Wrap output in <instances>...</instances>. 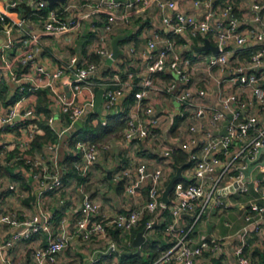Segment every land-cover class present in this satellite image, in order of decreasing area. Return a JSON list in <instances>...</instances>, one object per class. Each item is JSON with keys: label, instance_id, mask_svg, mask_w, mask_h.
I'll return each instance as SVG.
<instances>
[{"label": "built area", "instance_id": "2783aa9c", "mask_svg": "<svg viewBox=\"0 0 264 264\" xmlns=\"http://www.w3.org/2000/svg\"><path fill=\"white\" fill-rule=\"evenodd\" d=\"M152 1L162 11L163 26L167 30L157 29L147 38L144 51L148 61L146 69H113L109 75H102L95 62L77 55L70 63L52 70L33 63L40 47V36L29 30L26 16L15 18L9 13V8H17L22 3L33 4L32 12L41 14L46 31L69 34L76 30L78 24L74 17L65 14L68 6L63 9L49 8L45 14L41 10L48 6L47 0H6V6H0V33L8 38L1 48L2 66L8 73V81L24 93L17 102L0 106V131L12 135L7 146L19 148L21 153L14 160L21 159L22 152L31 146L34 132L26 125V120L44 118L37 112L36 103L28 101L29 94L39 88H47L51 102L68 116L69 125L64 132L77 122L88 104L94 105L99 88H104L101 107L105 114L119 110L125 93L133 94V103L124 119L123 139L126 143H158L156 151L161 158L154 164L134 162L133 167L121 168L117 172L116 179L123 184L125 193L141 198L135 207L107 216L100 204L86 194L72 228H69L68 216L56 224L53 215L43 210L23 216L4 209L0 197V230L7 229L9 232L8 238L0 236V264H27L24 260L13 258L8 250L16 242L41 234L46 235L47 242L33 250L35 264L57 262L58 255L69 246L74 234L83 240H91L95 236L108 237L111 225L120 228L125 234L126 244L132 245L131 232L146 210L154 213L147 222L146 232L154 229L159 217L167 215L169 219L165 222V230L174 239L172 246L150 264H196L205 251H223L221 240L210 243L193 235L194 225L208 208L228 207L233 204L234 195L251 191L264 199V178L252 176V171L258 166L264 171V162L248 170L264 147L263 4L260 0H247L248 15L242 19L235 12L234 0H223L221 19L214 23L211 17L215 12L209 2L202 19L174 11L175 0ZM145 2L129 0L133 10L118 14L120 0H98L96 7H102L108 16L105 32H111L118 20L131 24V15L141 13L146 8ZM196 4L199 5L200 1L197 0ZM185 33L191 37L201 35L204 39L215 37L219 52L189 54L180 51L175 38ZM105 35L101 34L100 40L104 41ZM17 39L20 42L18 48H23L19 54L17 46L14 47ZM237 49L241 50V54L236 53ZM96 52L106 59L112 55V50L105 46L99 47ZM59 82L65 84L69 91L59 88ZM154 94H170L178 101V115L182 122L176 137L171 136L169 121L156 109ZM92 112L101 113V110ZM48 121L52 124L55 118L51 116ZM101 122L107 125L108 121L105 117ZM225 126L226 133H222ZM75 147L82 152L75 166L80 174H85L90 164L98 160L101 148L84 140H77ZM46 148L54 152L57 144L49 143ZM179 151L189 155L190 164L184 168L183 177L174 184L170 200L166 203L162 195L177 172L172 160L173 154ZM42 155L26 158L30 164L28 173L47 190L62 188L61 171L42 175L36 169L42 165ZM172 172L174 175L170 177ZM10 189H16V186L11 184ZM244 212L246 219L257 229L263 227L264 203L251 201L244 205ZM187 217L194 219L193 225L188 224ZM245 245L243 242L233 249L237 263L254 264L244 254ZM110 248L111 251L118 250L117 242L112 241ZM95 261L91 259L87 264H94Z\"/></svg>", "mask_w": 264, "mask_h": 264}, {"label": "crops", "instance_id": "0c3cea01", "mask_svg": "<svg viewBox=\"0 0 264 264\" xmlns=\"http://www.w3.org/2000/svg\"><path fill=\"white\" fill-rule=\"evenodd\" d=\"M120 1L121 5L117 9L118 14L129 13L133 10V7L129 5V0ZM196 1L197 0H175L176 6L174 11L179 10L203 19L206 15L205 8L208 6L206 3L209 2L215 12L214 17H211V21L215 23L221 19L220 6L223 0H199V5L196 4ZM260 1L261 4H263L262 13L264 15V0ZM97 2L98 0H67L66 3H60L61 5H65V7H69L65 14L77 20L78 26L76 30L69 34H53L46 31L42 24L44 20L41 14H34L32 12L33 4L25 3V5H22V7L20 6V8H9V13L15 18L26 16L28 18L27 25L29 30H32L40 36V47L33 63L45 65L48 69L52 70L58 66L70 63L72 57L77 55L83 57L87 61L95 62L99 67V72L105 75L104 73L110 69L108 67L110 65L106 63V58L100 56L96 52L97 49L101 46H105L112 50V38L117 34H127L128 37L120 43L123 54L116 59L110 67H112V70H145L148 63L144 53L147 38L157 29L167 30V28L163 26L162 11L160 8H158L152 0H146L144 3L146 8L139 14L131 15V24H125L121 20H118L117 23L114 24L111 32H105L104 26L108 21V16L106 12L103 13L101 11L104 10L102 7H96ZM232 3L236 8L235 12L237 15L244 19L248 15L246 13L249 9L248 1L234 0ZM0 6L4 8L6 6V0H0ZM24 7L26 12L22 11ZM62 7L63 6H60V8ZM101 34H106V39L104 41L99 38ZM179 37L185 40V42H176L180 51H185L189 54L193 52L202 53L195 51L192 46L194 44H204L205 39L203 36L191 37L188 33H185ZM208 39L213 45H216L215 37L210 36ZM7 41V36L0 33V53L2 46L6 44ZM19 43L17 39L14 47L19 45ZM16 48L18 54L23 52V48H18V46ZM211 52L213 51L205 53L209 54ZM238 52L241 54L240 49L236 50V53ZM31 65L34 67V64ZM0 76H4L8 79V73L2 66L1 57ZM9 83L11 85L10 90L13 91L15 88L12 82ZM58 87L69 91L68 87L62 82L58 83ZM47 95L44 96L49 101L47 110H39L41 99L39 98V90L29 94L28 101L33 100L36 103L37 112L40 114L41 118L44 117L42 119L52 128L55 134V140L53 142L57 144V148L54 152H49L46 148V145L49 144L47 143L41 151L34 152L35 155L33 157L44 154V156L42 155V157H44L42 165H39L37 169L40 174L43 175L59 170L64 175L68 173L66 157L71 153L73 155L74 153L76 154L79 150L71 143L72 134H70L69 131L64 132V128L69 125L68 116L61 111L58 105L51 102L49 91ZM129 95L130 94L125 93L121 97L119 110L116 109L113 113L105 115L97 113L99 115L101 114V121L102 118L105 117L108 121L110 115L118 113L120 110L123 111L126 107L131 106L133 100L130 101V103L128 102L127 99ZM153 99L156 109L161 111L166 121H169V126L171 125L172 131H175L177 128L179 129L182 118L178 115L179 103L177 105L174 102L175 97L170 94H154ZM0 106L6 107L2 103ZM51 116L55 118L52 124L48 121V118ZM177 117L181 118V121L177 128H174L175 119ZM183 127H185V124H183ZM124 129L125 128L119 133L110 135L111 140L102 144L98 160L90 164L85 174H80L83 178L82 180L79 177L72 176L66 182L64 181V186L60 189L47 190L44 186H41L37 179L31 176L28 171L25 172L28 187L21 185L18 180H13L7 175L2 176L0 174V197L3 201V208L16 211L23 216L43 210L53 215L55 224L58 223L61 218L68 216V225L69 228H72L76 218L81 212L82 194H88L95 199L107 216H113L120 211H128V209L135 207L141 202V198L133 197L125 193L124 187L122 186L123 184L116 179L117 172L121 168L133 167L134 162L146 161L150 164H154L161 161V158L156 151L158 147H155V143L153 142L126 143L123 139ZM65 133H68L69 136L63 143V146H60L64 140ZM118 134L121 136H118ZM11 136L12 135L7 132L0 131V167L6 165V158L10 154V151L15 148L7 146ZM61 147L64 150V154H66L63 160L58 159ZM50 154H53V156ZM14 158L12 161H14ZM109 170H112V177L108 175ZM252 176L254 178H264V171H261L258 166L252 171ZM120 183L122 184L121 186H119ZM11 184H14L16 189H10ZM232 199L233 204L228 207L208 208L202 219L194 225L193 235L199 240L206 239L210 243H212L213 240H221L223 243V251H205L204 254L196 260V264H238L233 249L243 242L246 243L244 254L254 264H264V223L260 230L257 229L256 225L246 219L244 212L245 204L251 201L264 203V199L260 198L254 191L248 194H236ZM72 213L73 216L71 218ZM167 219H169L167 215L159 217L155 221V226L165 225ZM186 220L189 225L194 224V219L192 217H187ZM212 221H214L215 228L209 230V223ZM220 224L223 225L225 231L223 229L220 230ZM164 228L162 232L159 231L160 229L156 228L146 232V241L142 246L136 247L138 249L132 251L133 254L140 251L143 255V246L154 240L158 241V246H161L162 243L171 245L174 239ZM72 230L71 233H73ZM245 231L246 234L244 233ZM0 236L1 238H8L9 232L7 229L0 230ZM112 241L116 240L111 234L105 238L95 236L91 240H83L78 235L74 234L71 237L69 246L58 255L57 262L53 264H87L91 259H94L96 251H101V253L98 255L97 259H94L96 260L94 264H107L109 262H113L114 264H138L133 260L122 261L120 259L121 254L119 253L112 257L111 253L113 251L108 253L109 257H106L107 254L102 252L110 248ZM46 242L45 234L37 235L33 239L16 242L9 248L8 253L15 259L24 260L27 264H35L32 257L33 250L38 246L46 244ZM124 242V239H122V245H118L119 252H124L123 248H121L125 247ZM127 251H130V249H127Z\"/></svg>", "mask_w": 264, "mask_h": 264}, {"label": "trees", "instance_id": "16d2710c", "mask_svg": "<svg viewBox=\"0 0 264 264\" xmlns=\"http://www.w3.org/2000/svg\"><path fill=\"white\" fill-rule=\"evenodd\" d=\"M22 5H25V3H22L20 6L22 7ZM20 6H18V8H20ZM60 6H63L61 8L63 9L65 5H61L60 3L48 4L46 8H43L41 10V13L45 14L49 8H55V7L60 8ZM22 11L26 12L25 7H24V10ZM101 11L105 13L104 10H101ZM178 37L179 36L176 37V42H185L184 39L180 37L178 38ZM109 68L110 69H108L104 73L105 75H109L113 73L112 67H109ZM10 88H11V85L8 79L5 78L4 76H0V104L2 103L5 106H9L17 102L24 95V93L19 91L18 89H14L13 91H11ZM38 90H39V98H41L40 103H39L40 104L39 110L41 109L47 110L49 101L44 96L47 95V92L49 90L47 88H39ZM133 97H134L133 94L129 95L127 99L129 103L130 101L133 100ZM128 111H129V107H126L125 110L123 111L120 110L118 113L110 115L108 117L107 125H102L101 118L98 119V122L96 124H92L91 120L97 116V113L96 112L90 113L84 125L72 135L71 143L74 144L75 146L77 140H84V141H89L94 144H97L101 148L102 145L98 143L100 142V140H102L104 137H107L108 135L110 136L114 133H119L123 128L126 127V123L124 119ZM180 121H181V118L179 117L175 119L174 128H177ZM25 123L30 128H32L34 132V136L31 141V146L28 150L22 152L21 159L14 160V161H12V159L21 153L18 151L17 148H13L10 151V154L8 155L9 157L6 158V165L0 167V174L2 176L7 175L13 180H18L20 181L21 185L28 187V181H27V178L25 177V172L29 171L30 164L26 161V158H32L35 155L34 152L41 151L43 147L45 146V144L53 142L55 140V134L52 128L50 127V125L44 119L43 120L28 119L26 120ZM78 136H82V137H78ZM118 136H121V135L118 134ZM80 157H82L81 151H77L76 154L74 153V155L71 153L66 157L68 173L63 175V181L66 182L72 176L79 177L81 180L83 179L80 176L79 170L75 166V162L78 159H80ZM188 160H189V155L184 151H179V153L173 154L172 165L174 166L182 165V164L187 163ZM36 169H38V167ZM173 175H174V172L171 173L170 177H172ZM121 185L122 184L120 183L119 186ZM126 211L127 210H125L124 212ZM120 212H123V211H120ZM153 216H154V213L148 210L145 211L139 223L133 228L131 232L133 239L135 238L136 234L140 230L146 228L147 222ZM164 227L165 225L154 226V228L160 229L161 232ZM108 229H109V234H111V236L117 241L119 245H122L121 244L122 239H124L125 241V234H123L122 230L116 227L115 225L109 226ZM157 242L158 241L154 240L152 242H148L145 246H143L142 248L144 252L143 255L141 254L140 251L133 254L132 251H136L138 248L134 247L133 244L127 245L126 242H124L125 247H121L123 248L124 252H119L118 250H114L111 254L112 255L118 254V253L121 254L120 259L122 261L123 260L135 261L137 258H140L142 264H150L151 262L157 260L163 254V252L168 250L173 244L172 243L171 245L170 244L167 245L165 243H162L161 246H158ZM144 247H148V248H146L145 250ZM127 249L128 250L130 249V251H127ZM106 257H109V254H107Z\"/></svg>", "mask_w": 264, "mask_h": 264}, {"label": "water", "instance_id": "95a60500", "mask_svg": "<svg viewBox=\"0 0 264 264\" xmlns=\"http://www.w3.org/2000/svg\"><path fill=\"white\" fill-rule=\"evenodd\" d=\"M49 2V4H54V3H66L67 0H47ZM128 37L127 34H117L112 38L111 44H112V55L110 57H108L106 59V63L108 65H112L113 62L118 59L122 53L123 50L120 46L121 41L125 40ZM193 49L197 52H203V51H213L214 54H217L219 52V46L218 45H213L211 43V41L206 38L204 44L202 45H196L194 44ZM103 93H104V88H100L97 92V96H96V100L93 106H91L90 104H88L84 110V112L82 113L81 117L77 120V122L69 129V133L70 134H74L78 129H80L83 125H84V121L85 119L88 117V115L92 112V111H98L101 110L102 114H105V111L102 109L101 107V103L103 100ZM228 123V121L226 122V124ZM222 133H226V126L224 127V129L221 131ZM264 162V147L261 149V152L258 156L257 159L253 160L248 168L249 171H251L255 166H257L258 164H261ZM190 162H187L185 164L179 165L177 166V172L176 174L170 179V181L168 182L163 195H162V199L164 202L168 203L170 198V192L172 191L174 184L180 180L183 177V170L184 168L189 165ZM108 175L109 177H112V170L108 171ZM84 194H82L81 197V203L84 199ZM73 216V213L71 214V218ZM146 241V228L140 230L135 238L133 239V246L135 247H140L142 246V244ZM111 252V248H109L107 251H103L102 253L108 254ZM101 253V251H96L94 254V259H97L98 255Z\"/></svg>", "mask_w": 264, "mask_h": 264}, {"label": "rangeland", "instance_id": "374dc122", "mask_svg": "<svg viewBox=\"0 0 264 264\" xmlns=\"http://www.w3.org/2000/svg\"><path fill=\"white\" fill-rule=\"evenodd\" d=\"M174 102L178 105V102H177L176 99H174ZM100 115H101V114H100ZM100 115L97 114V116L94 117V118L91 120V123H92V124H96V123L98 122V119L101 118ZM167 128H168V127H166L165 130H166ZM177 134H178V128H177L175 131H174V130L172 131L171 136L173 135L174 137H176ZM68 136H69V134H68V133H65V135H64V140L62 141V143H61L60 146H63V143L67 140ZM78 137H82V136H78ZM110 140H111V137L108 135L107 137H104L102 140H100V142H98V143L102 145V144H104V143H106L107 141H110ZM73 146H74V144H73ZM157 146H158V143L155 144V147H157ZM17 149H18V151L20 152L19 148H17ZM65 156H66V154H64V150H63V148L61 147V148H60V154H58V159H59V160H63ZM8 157H9V156H8ZM219 226L221 227L220 230H222V229L224 228L222 224H220ZM214 228H215L214 221H212L211 223H209V230H213ZM223 230H224V229H223ZM159 231H160V230H159ZM224 231H225V230H224ZM118 245H119V244H118ZM144 248H145V250H146V248H148V247H144ZM114 256H115V254L112 255V257H114ZM114 260H115V259H114ZM115 262H116V260H115ZM135 262L138 263V264H142L140 258H137V259L135 260Z\"/></svg>", "mask_w": 264, "mask_h": 264}]
</instances>
